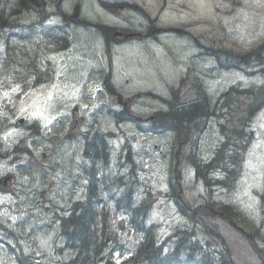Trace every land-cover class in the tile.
<instances>
[{
	"label": "rangeland",
	"instance_id": "1",
	"mask_svg": "<svg viewBox=\"0 0 264 264\" xmlns=\"http://www.w3.org/2000/svg\"><path fill=\"white\" fill-rule=\"evenodd\" d=\"M84 1L83 18L93 24L140 26L132 8L116 5L123 10L111 14L116 11L110 2L117 0ZM125 1L138 2L154 17L166 5L163 0ZM77 2L62 0L61 4L71 13ZM18 4L9 0L4 20L0 17V150L10 153L16 142L24 140L29 142L31 155L21 167L0 157V178L12 172L17 179L0 196V221L5 224L0 226V235L5 230L18 235L17 240L7 236L9 243H0V264H68L71 254L60 236L58 217L74 202L87 200L92 162L84 148L97 134L109 142L105 150L100 143L96 165L107 208L118 207V199L127 203L129 187L135 200L152 193L150 218L163 238L190 226L179 198L195 206L207 202L234 205L247 217L246 224L261 225L262 230L258 229L264 233V106L247 113L251 101L247 91L264 85V69L254 64L234 66L210 50H231L240 61L250 59L243 54L264 44V0H167L159 26L180 25L184 34H162L112 50L92 29L70 27L61 16L42 22L37 7ZM23 82L26 89L15 95ZM87 82L94 94L87 93ZM172 89L183 103L202 98L209 106L203 125L183 144L175 130H166V124L158 131L150 129L154 115L170 109L165 99H171ZM114 93L130 100L133 109L116 102ZM120 111L127 119L118 118ZM74 112L82 122L72 131ZM243 115L245 120L239 121ZM20 117L28 118V125L39 118L44 130L29 140L35 127L28 130L25 122L17 125ZM235 143L244 147L237 155ZM224 144L229 153L233 151L234 160L242 161L239 177L230 189L214 181L225 177L223 168L210 170L208 188L185 162L186 154L193 152L205 164ZM173 182L176 195L171 194ZM238 218L242 220L241 215ZM210 219L236 264H264L259 257L262 250L252 247L255 239L249 228L231 224L216 210L202 221ZM201 225L199 239L211 242L210 250L218 255L220 244Z\"/></svg>",
	"mask_w": 264,
	"mask_h": 264
},
{
	"label": "trees",
	"instance_id": "2",
	"mask_svg": "<svg viewBox=\"0 0 264 264\" xmlns=\"http://www.w3.org/2000/svg\"><path fill=\"white\" fill-rule=\"evenodd\" d=\"M20 3L22 6L36 5L39 4V0H21ZM3 11L4 9L1 8L0 15L2 16ZM210 50L214 54L224 56L222 60L232 62L234 66L254 64L264 69V44L243 54L250 58L248 60L245 58L243 61L237 59L231 50L213 48ZM114 94L113 99L116 102H125L133 109L130 100L125 99L121 94ZM247 96L251 100L250 114L264 106V85L249 89ZM165 101L170 109L156 113L150 129L158 131L166 124V130H175L179 143L183 144L190 140L205 122V117L209 113L208 102L200 98L190 104L183 103L176 89H172L171 99H165ZM116 115L120 120L127 119L124 111L117 112ZM97 137L100 138L99 141ZM100 143L103 144L102 148L105 150L106 138L99 134L88 143V155L92 161L99 158ZM225 147L226 144L219 148L215 156L205 164H201L193 152L186 154L185 162L193 166L197 178L203 180L208 188L211 187V180L208 178L210 170L223 168L225 177L214 181L230 189L234 187L239 177L242 161L234 160L233 151L229 153ZM242 149L244 147L238 146L237 143L233 146L236 155ZM26 150L30 152L29 148ZM91 172L92 183L89 198L86 202L76 201L70 214L60 219V236L71 254L68 264H236L228 243L220 234L221 231L213 219L205 223H212L216 228H210L202 221V218L212 215L214 210L230 223L238 221L234 224L235 226L246 230L249 228L248 231L252 232V237L255 239L252 247L257 250L263 249L259 257L264 261V233L252 221L251 224L240 222L239 215L242 220H245V216L234 205L218 203L214 205L207 202L195 206L189 199L178 197L182 202H179L180 210L189 219L190 226L177 228L171 235L163 238L160 235L158 224L150 218L153 207L151 192H148L142 200L133 203L134 191H129L128 187L126 193L128 202L122 204L121 199H118V207L116 205L115 208H107L102 205L103 198L93 178L95 168H92ZM176 193L177 185L173 182L171 194L176 195ZM191 204L195 207L191 208ZM199 216L201 218H198ZM201 224L214 237L216 243L220 244L221 250L218 256L210 250L211 242L199 239L198 226L202 227ZM59 248V251L63 250Z\"/></svg>",
	"mask_w": 264,
	"mask_h": 264
},
{
	"label": "flooded vegetation",
	"instance_id": "3",
	"mask_svg": "<svg viewBox=\"0 0 264 264\" xmlns=\"http://www.w3.org/2000/svg\"><path fill=\"white\" fill-rule=\"evenodd\" d=\"M77 5H80V4H77ZM141 11H142V9H139V12H141ZM138 29H141V28H140V26H136V25H135V27H131V28H128V27H125V26L117 28V27L111 26L110 24L102 23V24L98 25V31H99L98 32L99 33L98 37L100 39H102V41L104 42V45L107 48V50H112L113 48H118V47L133 46L134 42L141 43L144 40H151L152 38H158L159 37L158 34L155 33L154 24L150 23V22L147 23L145 28H144L145 34L147 35L145 37V39L126 40L123 37L117 36V32L120 31V30H138ZM96 34H97V32H96ZM87 143L88 142L86 141L85 149H86ZM2 225H5V224L0 221V226L2 227ZM7 236L8 237H13V238H15V240H17V238H18V235H16L15 232H13L11 230H5V231H2V235H0V243H2L3 241H5L6 243H9V241L6 240ZM12 247L14 248V246H12ZM21 256L24 257L25 255L22 254ZM21 256H18L20 262H22Z\"/></svg>",
	"mask_w": 264,
	"mask_h": 264
},
{
	"label": "bare ground",
	"instance_id": "4",
	"mask_svg": "<svg viewBox=\"0 0 264 264\" xmlns=\"http://www.w3.org/2000/svg\"><path fill=\"white\" fill-rule=\"evenodd\" d=\"M56 1L57 0H55L53 3H51V4H55L56 3ZM46 4V3H45ZM77 4H80V2H77V3H75V6H77V8L81 11V5H77ZM116 5H119V4H110V7H112V10L113 11H117L118 9H120L121 7H118V6H116ZM21 7L22 6V4L19 2V4H18V7ZM139 9H141V8H139ZM46 11V14L44 13V15H43V19L44 20H42V22H45L46 21V19L49 17V16H51L52 18H54V17H57V14L56 13H48L47 12V10L46 9H44V12ZM139 11V10H138ZM113 16H115L114 15V13L112 12L111 13ZM51 18V19H52ZM102 23H105V22H101V24ZM105 24H107V23H105ZM23 26V25H22ZM15 30V29H14ZM20 30V29H19ZM111 57V56H110ZM171 94H172V90H171ZM247 113L249 114V108H248V110H247ZM246 113V114H247ZM241 121H244L245 120V115H243L242 117H240L239 118ZM88 143H89V141H87ZM88 143H87V145H86V149L84 148V154L86 155V157L88 158V159H91L90 157H89V155H88ZM108 144H109V142L106 140V146L108 147ZM99 156V158L98 159H96L95 161H92V159H91V162H92V167L89 169V180H90V185H89V188H88V194H87V197H86V199H88L89 198V193H90V186H91V183H92V172H91V170H92V168H95V170H96V172H95V174L93 175V178H94V180H95V183H97V185H98V177H99V173H100V171H99V169H97L96 168V165L98 164V162H99V159H100V155H98ZM98 188H99V185H98ZM128 188V187H127ZM127 188H126V190H125V194L127 193ZM99 193H100V195H101V192H100V188H99ZM102 197V196H101ZM103 198V197H102ZM133 199H134V195H133ZM143 199V198H142ZM142 199H140V200H142ZM134 201H139V200H135L134 199ZM103 204L102 205H105L104 204V198H103ZM75 204V202L70 206V208L65 212L64 211V213H62V214H60L59 215V217H58V221H59V224H60V219L61 218H63V217H66V216H68L69 214H70V212H71V210H72V207H73V205ZM153 208V207H152ZM66 210V209H65ZM152 211V210H151ZM151 214V213H150ZM243 214V213H242ZM229 221V220H228ZM238 222V221H237ZM237 222H231V224H235V223H237ZM240 222H243V223H247V217L245 216V220H241ZM251 224V221L250 222H248V224ZM256 225V227L257 228H259V229H261V225H257V224H255ZM261 250H263L262 248H261ZM218 256V255H217ZM219 256H221V255H219ZM26 257V256H25Z\"/></svg>",
	"mask_w": 264,
	"mask_h": 264
}]
</instances>
